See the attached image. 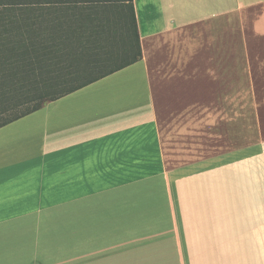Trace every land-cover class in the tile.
Listing matches in <instances>:
<instances>
[{
    "label": "crops",
    "instance_id": "crops-1",
    "mask_svg": "<svg viewBox=\"0 0 264 264\" xmlns=\"http://www.w3.org/2000/svg\"><path fill=\"white\" fill-rule=\"evenodd\" d=\"M132 6L141 58L0 126V264H264L257 108L252 143L168 161L150 80L152 44L177 29L258 7L264 36V0ZM246 79L213 73L211 96Z\"/></svg>",
    "mask_w": 264,
    "mask_h": 264
},
{
    "label": "rangeland",
    "instance_id": "rangeland-1",
    "mask_svg": "<svg viewBox=\"0 0 264 264\" xmlns=\"http://www.w3.org/2000/svg\"><path fill=\"white\" fill-rule=\"evenodd\" d=\"M110 5L111 10H103L100 14L110 16L113 30L129 31L128 40L132 41L128 6ZM257 11L258 7L246 14L251 18ZM250 18L224 16L196 23L173 31L170 38L160 37L152 44L155 63L150 67V80L168 161H176L175 156L180 153L202 156L221 147L252 143L256 134V108L263 122L261 134L264 137V36L252 34L248 26ZM217 43L228 49L217 50L214 48ZM121 50L120 41L116 38L112 45L115 57L110 65L125 61ZM224 59L226 65H223ZM60 73H64L63 69ZM213 73L241 74L247 79L220 83L226 86V92L215 97L210 92V86L214 84L210 82ZM78 75L72 77L73 84L87 78L84 73ZM251 75L253 82L249 80ZM64 76L69 78L72 75H61ZM30 83L20 82V87L11 91V98L16 102L7 106L0 120L7 114L20 113L43 104L57 91L66 88L56 86L62 83H53L54 87L51 83L48 86L41 84L36 88ZM210 105H216L219 110L226 109L225 114L216 116L219 124L211 127ZM210 133L218 135L211 138ZM184 158L187 157H179Z\"/></svg>",
    "mask_w": 264,
    "mask_h": 264
},
{
    "label": "trees",
    "instance_id": "trees-1",
    "mask_svg": "<svg viewBox=\"0 0 264 264\" xmlns=\"http://www.w3.org/2000/svg\"><path fill=\"white\" fill-rule=\"evenodd\" d=\"M112 3L128 6L132 41L128 40L129 31L113 30L110 16L100 14L111 10ZM116 38L125 61L110 65ZM139 58L141 48L132 0H0V115L16 102L11 91L20 87V82L30 81L34 88L62 83L56 86L66 88L47 99L53 100ZM62 69L72 76L61 77ZM79 73L87 78L73 84L72 77ZM41 106L7 114L0 126Z\"/></svg>",
    "mask_w": 264,
    "mask_h": 264
}]
</instances>
